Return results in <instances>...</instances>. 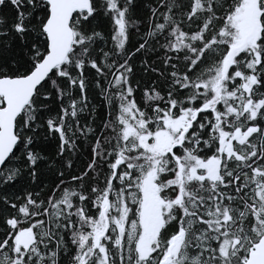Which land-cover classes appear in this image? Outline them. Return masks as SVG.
Wrapping results in <instances>:
<instances>
[{"label": "snow or ice", "instance_id": "1", "mask_svg": "<svg viewBox=\"0 0 264 264\" xmlns=\"http://www.w3.org/2000/svg\"><path fill=\"white\" fill-rule=\"evenodd\" d=\"M0 264H264V0H0Z\"/></svg>", "mask_w": 264, "mask_h": 264}]
</instances>
